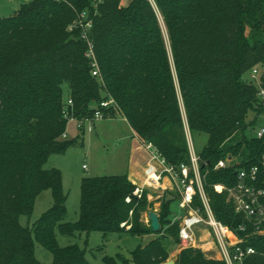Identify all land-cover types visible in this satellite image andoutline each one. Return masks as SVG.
Masks as SVG:
<instances>
[{"label": "trees", "instance_id": "16d2710c", "mask_svg": "<svg viewBox=\"0 0 264 264\" xmlns=\"http://www.w3.org/2000/svg\"><path fill=\"white\" fill-rule=\"evenodd\" d=\"M122 1L30 0L0 17V264H42L35 257L36 240L52 252L53 264H90L87 248L59 246L57 230L105 237L155 233L142 219L152 205L147 192L136 195L138 186L123 173L85 176L80 218L65 220L61 171L45 164L52 154L84 144V131L63 138L66 107L78 119L89 118L112 97L140 140L151 142L175 167L191 160L186 122L191 135L207 134L199 154L204 188L216 218L236 231L245 219L215 185L234 186L239 169L259 165L264 186V136L253 133L264 117V99L250 77L258 68L264 87V0ZM81 19L92 25L101 80L92 74L81 29H70ZM115 110H105V116ZM230 156L237 162L215 168ZM47 189L53 206L32 227L23 226L21 217L32 214ZM179 200L171 191L161 198L159 237L141 241L130 259L105 255L103 263L165 262L163 238L180 243V221H173ZM195 205H201L199 195ZM245 246L255 253L243 264H264V235L249 236ZM181 252L177 264H226L200 248Z\"/></svg>", "mask_w": 264, "mask_h": 264}, {"label": "rangeland", "instance_id": "374dc122", "mask_svg": "<svg viewBox=\"0 0 264 264\" xmlns=\"http://www.w3.org/2000/svg\"><path fill=\"white\" fill-rule=\"evenodd\" d=\"M29 1L30 0H0V17L13 15L17 12L16 10L20 9L23 3ZM130 1L131 0H123L122 3L126 4ZM162 25L165 27L163 21ZM67 92L68 90L66 88V95ZM115 109L113 113L111 112L106 116L107 119L97 121L93 131H86L83 145L78 144L70 147L64 153L52 154L45 164L46 168H57L61 171L62 187L67 196V216L65 219L67 222H77L80 218L81 184L85 176L125 174L128 158L131 153L130 147L133 142L131 138L132 134L128 123L120 117L123 116L120 110L117 109V107ZM251 117L252 115H250V118ZM69 124L71 125L69 128L74 130L75 124ZM69 124L67 125V129ZM186 127L188 141L189 143L192 142L195 152L199 155L208 142V135L203 132H195L191 135L187 122ZM257 127L258 125L256 128ZM252 132V130H249L250 135ZM80 134L81 133H79L77 137H80ZM64 137L65 136H63V138ZM215 188L219 192L224 193V185L216 184ZM145 191L149 194L147 190ZM152 195L154 198H148L152 205L148 207V211L144 212L142 216L143 221L148 225H150L151 221L148 213L152 210L159 213L161 208V199L158 200L156 197L159 195L163 196L164 194L156 190L152 192ZM36 200L32 214L30 216L24 215L21 217L20 221L23 226L32 227L33 224L53 206V191L51 189L42 191ZM228 200H230L229 197ZM179 206L178 204L173 205L174 213H182ZM122 226L130 229L131 224L124 222ZM56 232V238L60 247L76 244L82 249L87 248V259L90 264H104L103 257L105 255L117 257L120 254L123 258L130 259L131 251L136 249L141 241L145 245L152 239L159 237V233H153L143 237H132L128 234L120 235L113 233L105 237L103 233L99 231H92L90 234L78 232L74 235H65L58 230ZM169 240L170 239L166 237L163 238L165 245L167 244L166 249L168 251V259L165 262L174 259L177 264V259L182 253L181 251L188 247L187 242H183V240L181 241L179 238L180 243L173 246L168 244ZM35 247V257L42 264H53L54 256L50 250L37 240L35 241ZM202 250L207 257L219 259L216 256L215 250L207 249V247ZM123 258L118 261V264H127Z\"/></svg>", "mask_w": 264, "mask_h": 264}, {"label": "built area", "instance_id": "2783aa9c", "mask_svg": "<svg viewBox=\"0 0 264 264\" xmlns=\"http://www.w3.org/2000/svg\"><path fill=\"white\" fill-rule=\"evenodd\" d=\"M85 15V14H84ZM82 15V16H84ZM91 22L79 20L78 24L70 27L81 29V37L87 44L86 57L91 61L92 74L101 80V72L95 54V45L89 36ZM260 70L255 68L250 75L251 80L259 87V96L264 99V87L259 79ZM67 105L73 106V101H67ZM116 108V101L110 97L102 100L96 105L93 117L78 119L65 108L64 116L68 123H75L76 128L82 132L93 131L95 123L106 118L105 110ZM66 135V134H65ZM64 135V136H65ZM254 135L257 138L264 136V117L259 120ZM151 150L152 160L146 168L147 182L159 185L164 176H168L175 185L176 191L180 194L178 205L182 213L177 214L173 221L179 222V238L187 242L188 247L215 250L217 258L226 264H243L248 256L255 253L252 246H245L249 236L264 235V186L260 185L261 167L254 165L248 169L241 168L237 171L238 182L234 186L224 189L234 205L236 213L241 214L245 222L238 227V231L218 220L212 210L209 197L204 188V175L201 172V157L198 155L192 142L189 143L190 163L181 164L179 167L170 165L156 147L151 143L145 144ZM232 157L222 159L216 165V169L226 168L229 164L235 163ZM264 180V162H263ZM143 188L137 187L135 194L142 195ZM199 195L201 205H195V199ZM207 234L208 238L203 235ZM241 234L245 235L242 236ZM208 244H211L208 246ZM206 246V247H205Z\"/></svg>", "mask_w": 264, "mask_h": 264}, {"label": "crops", "instance_id": "0c3cea01", "mask_svg": "<svg viewBox=\"0 0 264 264\" xmlns=\"http://www.w3.org/2000/svg\"><path fill=\"white\" fill-rule=\"evenodd\" d=\"M120 117H122L128 123V121L126 120L125 117H123V116H120ZM104 119H107V118H104ZM110 119H112V118H110ZM73 124H75V123H73ZM128 125H129V128L131 130V134H132L131 138H132L133 142L131 143V147H130L131 153H130V156L128 158L125 174H127L129 179L131 181H133L138 187H141L144 190H147L149 193L148 197L154 198V196L152 195V192H154L156 190L158 192L159 191L162 192L163 194H165L166 191L175 192L176 191L175 185L168 176H164V178L162 179V181L160 182L159 185L147 182L146 168L148 167V164L151 162H154L157 164L158 167H159V164L156 161L152 160L153 157L151 154V150L146 148L145 144L134 133V131H133V129L129 123H128ZM70 126L71 125L69 124L68 129L66 131V135L64 138H75L79 135V133H81L76 128L75 125H74L75 126L74 130L70 129L69 128ZM161 197H163V196L159 195L156 198H158V200H159V199H161ZM177 214H178V212H177ZM203 237L210 239L207 234H204ZM210 245L211 244H208V246H210Z\"/></svg>", "mask_w": 264, "mask_h": 264}, {"label": "water", "instance_id": "95a60500", "mask_svg": "<svg viewBox=\"0 0 264 264\" xmlns=\"http://www.w3.org/2000/svg\"><path fill=\"white\" fill-rule=\"evenodd\" d=\"M150 221V226L153 230V232H158L161 228V223L159 220V215L158 213L154 212L153 210L148 213ZM162 264H176V261L174 259H170L165 263Z\"/></svg>", "mask_w": 264, "mask_h": 264}]
</instances>
